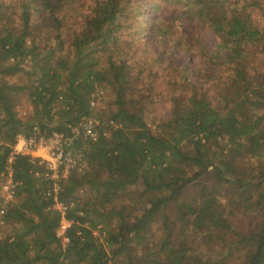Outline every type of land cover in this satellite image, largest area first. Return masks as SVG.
I'll return each mask as SVG.
<instances>
[{
	"label": "trees",
	"instance_id": "trees-1",
	"mask_svg": "<svg viewBox=\"0 0 264 264\" xmlns=\"http://www.w3.org/2000/svg\"><path fill=\"white\" fill-rule=\"evenodd\" d=\"M91 1L0 0V174L33 127L77 159L55 192L62 244L43 165L13 156L0 264H264V160L242 161L264 157V0ZM192 28L214 40L207 86L174 52Z\"/></svg>",
	"mask_w": 264,
	"mask_h": 264
},
{
	"label": "built area",
	"instance_id": "built-area-1",
	"mask_svg": "<svg viewBox=\"0 0 264 264\" xmlns=\"http://www.w3.org/2000/svg\"><path fill=\"white\" fill-rule=\"evenodd\" d=\"M98 99L99 94L97 95V99L90 102V105H96ZM98 124V120L87 118L77 125L83 128L86 136L94 140L96 136L95 126ZM77 125L72 127L71 130L77 132ZM33 130V132H28L26 135L17 134L14 143L10 146L3 172L0 174L1 176L4 175L1 184V191L3 193L2 203H8L12 198L14 183L11 180V169L9 164L13 156L16 154H26L31 158H36L38 163L43 165L46 178L51 180V190L46 192V196L51 200V207L58 210L61 215L55 235L60 238L62 244H65L68 239L64 236V232L71 223V220L64 218L67 205L57 200L55 192L59 186V179L64 177L68 170L73 168L76 164H74L73 161L71 162L72 158L63 152L62 144L66 141V138H64L62 134L53 131L50 136L44 137L38 134V129L36 127H33ZM1 212L2 210L0 209V213Z\"/></svg>",
	"mask_w": 264,
	"mask_h": 264
},
{
	"label": "rangeland",
	"instance_id": "rangeland-1",
	"mask_svg": "<svg viewBox=\"0 0 264 264\" xmlns=\"http://www.w3.org/2000/svg\"><path fill=\"white\" fill-rule=\"evenodd\" d=\"M13 1V0H12ZM81 3V0H79ZM78 2V3H79ZM82 4V13L87 12V8L92 5L91 0H83ZM83 5H85V8H83ZM192 33L189 35L188 39L190 42H193V45L191 47H186L183 46L182 48L180 47L179 49L175 50V55L180 58L183 62L187 64L188 70L191 72V76L194 75V73L198 74V80L196 81V85L200 86H207L210 82H212V78L208 79V74L210 71V68L207 67L208 65V57L211 58H216V48H211L214 40L210 35V32L208 33L207 31L204 30H196L195 28H192ZM217 40V39H216ZM204 60L206 62V65L204 64ZM220 61H217L216 63H219ZM215 65V64H211ZM218 66V65H216ZM215 66V67H216ZM214 67V68H215ZM220 69L221 67L218 66ZM227 71H221L220 74V79L222 81H225L227 78ZM11 81H18V78H9ZM105 97L102 98V100L98 103L99 108L105 109ZM23 101H16L15 106L20 108V117L26 115V112L28 114L29 112V106L28 104H23ZM170 104V100L164 96V93H161L160 96L157 98V103L155 104L154 100L152 103V106L150 108V115L151 117L154 118L155 123L158 118H163L164 116H167L168 114V107ZM22 112V113H21ZM150 124V122L148 123ZM71 162L73 161L74 164L76 163L77 159L76 157H71ZM263 160L264 157L258 158L257 156H249L246 155L242 158L243 162H251V165H245V168L248 170H253L254 168H260L263 166ZM69 162V163H71ZM67 166V165H66ZM81 166H79L80 168ZM69 172V171H68ZM67 172V173H68ZM137 193V188L135 187H130L127 189V191L123 194V199L129 198L131 194ZM123 202H125L123 200Z\"/></svg>",
	"mask_w": 264,
	"mask_h": 264
}]
</instances>
